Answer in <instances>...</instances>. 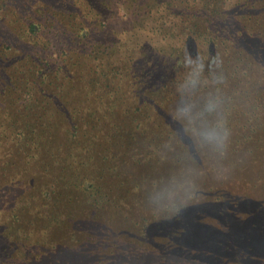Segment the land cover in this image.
Returning a JSON list of instances; mask_svg holds the SVG:
<instances>
[{
	"label": "trees",
	"instance_id": "1",
	"mask_svg": "<svg viewBox=\"0 0 264 264\" xmlns=\"http://www.w3.org/2000/svg\"><path fill=\"white\" fill-rule=\"evenodd\" d=\"M172 2L109 0L101 18L99 0H0V264H133L132 228L147 237L157 217L144 263L166 262L194 216L264 237V0ZM116 7L113 41H88ZM41 21L68 33L53 63ZM213 125L227 132L220 151L194 134ZM174 179L191 196L151 203Z\"/></svg>",
	"mask_w": 264,
	"mask_h": 264
},
{
	"label": "rangeland",
	"instance_id": "2",
	"mask_svg": "<svg viewBox=\"0 0 264 264\" xmlns=\"http://www.w3.org/2000/svg\"><path fill=\"white\" fill-rule=\"evenodd\" d=\"M109 0H99V5H96V11L94 12V15L99 16L101 18H104L105 15H103V12L105 11L104 7L105 4L104 2H108ZM121 1V0H120ZM123 1V0H122ZM137 0H126V4L130 6H135ZM170 1L173 5V0H167ZM175 4L177 5L176 1ZM94 8V6H93ZM179 9L175 12V22L178 21L180 16H178ZM118 12V14H117ZM109 13H114L113 16L111 17V23L108 28H106L105 31H101V36L98 38L94 35L88 40V37L83 36V40L86 39L88 41H113L111 39V36L113 32L121 25L119 21H117V15L121 18H126V10H121V9H110ZM108 13V14H109ZM94 19L93 16H89ZM107 17V16H106ZM185 17V16H183ZM115 18V19H114ZM84 18L82 21L84 22ZM88 23H90L89 18H86ZM115 24V25H114ZM41 26L43 30L41 31V34L35 38L36 41H39L40 44L45 43L47 41L51 42L50 49H52L51 53L52 55L50 56L49 54V61L53 63V61L56 60L54 57V53L60 55V59H62V53L66 52V42L68 39V33L66 32V29L58 30L55 29L52 25H50L49 22H42L41 21ZM52 26V28H51ZM119 29V28H118ZM58 30V31H54ZM55 34V36H54ZM82 37V36H81ZM85 40V41H86ZM133 40V39H132ZM155 41H158L157 38H154ZM147 41V40H144ZM92 42L91 45L94 43ZM53 43V44H52ZM68 47V46H67ZM47 57V55H46ZM65 58V57H64ZM207 168V167H203ZM226 184V183H225ZM228 185V186H227ZM227 187L231 186V184H226ZM225 191L224 196H229V198L232 197L233 194L234 197H240L242 196L243 192H236L232 187L224 189ZM241 193V194H240ZM237 194L239 196H237ZM254 196V195H253ZM12 199H10L11 201ZM142 217V216H141ZM146 217H149L148 215ZM143 218V217H142ZM141 218V219H142ZM163 217L159 218L157 217V221L161 222L164 224L166 223V218L162 219ZM192 223H188L189 228L187 229V233H182L183 235L178 238L174 239V243H177V251L175 247L171 248V252H169L170 249H168L169 255H167L166 262H161L159 257H153L151 258L152 260L144 263L143 262V255L145 253L151 250V248L154 246V241L157 240V229L160 226L158 222H154L153 225L156 224L155 228L154 226L150 229L147 237L146 234H143V231L137 230V228L133 229V239L130 240V243H136L138 247H143L142 249H138L137 254H131V256L134 258V263L133 264H264V255L262 252L264 251V237H259V233L256 231V229H250L249 227L243 228V225L239 224L242 226L239 230V225L238 223H235L232 221H226L227 223L223 224L225 220L213 222L211 220H206L205 217L203 216H197L192 218ZM232 222V223H231ZM239 222V220H238ZM263 223V222H262ZM181 223L178 221L175 223L174 226L177 225V230L180 232V225ZM236 225H238L236 227ZM262 225V224H261ZM264 225V223H263ZM145 235V237H143ZM251 242L256 245V248H253L252 251H255L256 253L259 254V258L255 255H251L252 252L248 251L249 247H247L248 243L251 245ZM148 245V246H145ZM150 245V247H149ZM215 246H220V247H215ZM217 248V249H216ZM136 250V249H135ZM146 250V251H145ZM174 251V252H173ZM81 256V254L79 255ZM147 256V255H146ZM117 258V263L116 264H121V259L120 256ZM154 259V260H153ZM248 259V260H247ZM140 263H139V262ZM81 261H79L80 263Z\"/></svg>",
	"mask_w": 264,
	"mask_h": 264
},
{
	"label": "clouds",
	"instance_id": "3",
	"mask_svg": "<svg viewBox=\"0 0 264 264\" xmlns=\"http://www.w3.org/2000/svg\"><path fill=\"white\" fill-rule=\"evenodd\" d=\"M215 52V50H213ZM210 59L208 63L215 64L219 53H209ZM197 67L203 68V60L197 62ZM198 83V76L186 79L183 84L179 86V90L183 93L196 87ZM216 108V103L210 101L206 105V111L212 112ZM176 116L178 119H185L191 122L192 120V106L187 103H181L177 108ZM194 134L197 136L198 142L207 147L211 151H220L224 147V142L227 138V132L222 129L220 125H213L201 128L199 130L194 129ZM181 193L187 196H191L192 191L186 189L183 184L176 181L175 179L167 184L157 186L149 193V200L151 203L157 206H171L180 197Z\"/></svg>",
	"mask_w": 264,
	"mask_h": 264
}]
</instances>
